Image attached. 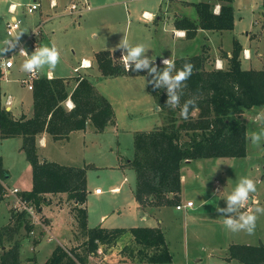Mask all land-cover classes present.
I'll use <instances>...</instances> for the list:
<instances>
[{
    "label": "rangeland",
    "instance_id": "374dc122",
    "mask_svg": "<svg viewBox=\"0 0 264 264\" xmlns=\"http://www.w3.org/2000/svg\"><path fill=\"white\" fill-rule=\"evenodd\" d=\"M30 1L0 0V48L6 46L2 40L6 38L4 22L6 19H10V14L7 13L8 5L16 3V12L14 11L13 14L21 21L19 38L24 42L28 54L35 50L27 38L30 29L35 26H32V17L38 15V10L32 13L24 11L26 4ZM184 1L186 2L179 3L172 0L168 10L197 23L196 4L199 0ZM65 5L70 6L71 3L65 0L60 9L63 10ZM232 5L234 9L232 29L199 33L197 31L194 39L191 41L188 39V43L184 47L180 46L181 48L177 47L176 49L170 47V54L172 52L184 55L199 54L204 57L205 68L212 69L215 67V64L212 63L213 55L216 54L220 44L222 56L225 59L224 68H227L230 57L226 52L232 50L234 40H237L240 45L246 43V31H249L253 38L251 45L255 46V51L262 52L264 42L260 11H264V0H233ZM214 9H217V6ZM67 29V34L64 32L63 36L59 34L50 40L45 35H43V39H40L38 32L37 48L55 44L60 51V60L55 69L49 70L47 66H44L38 70L40 77L49 78V73L52 72L55 77L66 76L64 78L75 82V77L81 73V71L74 72L71 63L68 62L75 58L72 55L71 47L77 52L74 43H78L82 37L77 35L78 32L70 33L69 27ZM11 38L14 39L16 36ZM89 39L91 42L94 41L92 38ZM207 42H209L211 57L207 54L208 49L206 51L203 46ZM9 53L0 54V56ZM116 55L119 57V54L116 53ZM13 59V66L8 69L9 72L0 82L1 90L4 92L3 97H7L8 94L13 96L11 108L14 112L16 110L31 112L32 92L20 81L25 76L22 64L26 57L16 54ZM159 65L164 64L159 61L157 66ZM242 67L247 68L249 64L243 61ZM0 68L3 71L1 66ZM48 71L50 72L48 73ZM98 81H96V89L112 105L113 122L102 131H95L90 125L85 130L72 131L73 133L67 138L51 140L38 151L40 158L48 156L52 161L60 164L85 167L86 211L89 228L101 224L122 227H153L159 225L157 219L161 218L163 224L160 226L164 231L172 258L168 263L152 264H241L237 260H226L227 247L231 243L264 245V213L257 214L255 229L250 234L246 230L238 232L227 230L223 225V214L217 211L218 207H226V197L243 176H250L256 182L257 191L250 194L251 203H246L239 211L264 207V139L256 144L250 139L253 133L264 131V107L246 110L240 116L247 131V153L245 156L197 158L189 163H181L180 172L183 175L181 193L184 197L181 203L190 198L194 203L193 207L178 210L174 205H167L150 213V211H144L141 208L137 209L135 206L133 195L136 182L135 171L126 162L134 156V135L138 131H148L154 126L165 124L167 122L165 118L169 115L168 111L161 110L156 104H153L155 97L147 88V78L139 74L100 77ZM196 114L197 110H193L192 115L196 116ZM175 118L176 124L184 119L178 112L175 113ZM21 146L22 138L20 136L0 138V156L10 173L7 178L9 184L7 181L2 182L6 194L0 201V227L9 221L8 217L11 215V211H20L17 207L19 206L18 200L12 196L9 188L14 185L24 190L31 188V166ZM113 187H117V190H112ZM95 188H99L101 192L96 194ZM24 190H18L16 194L19 196L20 192ZM58 198L59 196L55 194L54 197L49 198L53 212L56 209L54 205L67 206V209L50 214L53 219L52 227L50 218L33 207L34 217L29 213L24 217L25 222L32 225L31 232L27 233L23 222L17 232L13 234L12 240L4 241L3 248L9 247L14 240L20 243L24 242L23 245L20 244L21 264H31L30 259H34L35 255L38 263L45 261L57 243L69 245L68 242L72 239L71 244L81 242L80 237L76 239L73 237V233L77 235V230H79L76 211L72 208L73 201L69 200L65 194L60 196V200ZM45 204L42 206H46ZM48 209L49 207L45 208L47 213ZM104 214L106 215L103 216ZM128 237L129 235L125 234L118 245L110 250L101 247V251L89 257L88 264H148L128 258L127 253L117 254L120 258L115 259L116 255L113 251L122 244L129 243L130 241H126ZM38 241L39 243H37ZM1 250L2 248H0V253Z\"/></svg>",
    "mask_w": 264,
    "mask_h": 264
},
{
    "label": "trees",
    "instance_id": "16d2710c",
    "mask_svg": "<svg viewBox=\"0 0 264 264\" xmlns=\"http://www.w3.org/2000/svg\"><path fill=\"white\" fill-rule=\"evenodd\" d=\"M233 0H200L196 4L198 22L186 17L174 19L176 28L183 29L186 38H193L197 29L230 30L234 26ZM219 4V11L214 10ZM264 42V11L262 13ZM242 47L237 40L227 68L206 69L204 57L199 54L174 60L176 68L185 63L193 65L192 75L181 89L180 104H166V88H154L151 75L145 71L124 70L115 52L100 50L94 54L101 75L113 77L122 74L145 75L147 88L155 97L156 105L168 111L167 122L148 131L134 135V156L126 164L135 171L134 197L143 207H161L179 204L181 191V163L197 158L243 157L247 153L246 125L241 121L242 112L264 107V53L261 69H244L241 66ZM165 65H159L162 68ZM0 68V82L3 78ZM32 113L14 117L3 104L0 88V138L20 136L22 150L31 166V188L21 191L19 198L30 202L38 211L47 203L46 195L66 193L73 201V210L78 222L77 237L81 242L70 247L57 244L50 256L40 264H88L89 257L115 246L117 241L129 234L130 242L120 254L139 262L168 263L171 253L160 226H132L89 228L86 211L85 167L60 164L38 155L37 136L49 134L53 140L65 139L70 132L85 130L88 125L102 131L114 120L111 103L87 77H75V86L63 77H39L32 86ZM70 99L71 107L66 100ZM188 100L195 104L189 108V116L176 124L175 113ZM197 110L196 116L192 111ZM9 172L3 167L0 156V201L6 194L3 181ZM25 211H11L10 220L0 227V264H21L20 242L3 248L4 241L12 240L21 223L27 233L32 229L25 222ZM17 227H16V226ZM226 260H237L241 264H264V245L231 243L227 247ZM35 264V263H34Z\"/></svg>",
    "mask_w": 264,
    "mask_h": 264
},
{
    "label": "crops",
    "instance_id": "0c3cea01",
    "mask_svg": "<svg viewBox=\"0 0 264 264\" xmlns=\"http://www.w3.org/2000/svg\"><path fill=\"white\" fill-rule=\"evenodd\" d=\"M64 1L65 0H31L28 4L37 2L39 3V6L36 9L38 10V15L37 16L33 15L32 17V24H33L32 26L34 25L35 26L32 29H30L29 34L34 29L37 28L39 32L38 37L40 39H43L44 38L43 35H45L46 37H48V40H50L53 37L58 36L59 34L61 35L65 34L64 32H66L67 34L68 27L70 29V33L75 34L76 32H78L77 35H80V38L81 37L82 38L78 41V43H74L75 44L74 46L76 47L77 52H75L73 47H71L72 55L75 58H72V60H70V62L68 63H71L70 65L74 71V67H76L82 59L89 62L90 67L81 69L80 70L81 73L79 75L81 77H87L88 79H90L95 87H97L96 81H98L100 77L103 78L104 76L101 75L100 71L97 68L94 54L100 50H108V51L119 54V56H122V54L125 53L126 50L122 49L120 45L125 39H127L129 43L132 45H135L137 43H143L146 46V49H148V52L146 53V55L151 56V58L154 60V63L156 65L159 61L161 62V60L163 59L169 58L170 60L174 61L178 58L196 55V54H192V55L185 54L184 55V54H178L176 52L175 53L172 52L170 54L169 52L170 47L175 48V49L177 47L179 48L184 47L188 43V39H189V38H186L185 32L183 29L176 28L174 25V19L180 16L168 10V7L171 5L172 0H67L71 4L72 3L76 4L77 6L76 9L71 10L70 6L65 5L63 10H61L60 9L61 4L64 3ZM175 1L179 3L186 2L184 0H175ZM12 4L16 5V3H10L7 8V13L10 14V17L15 16V14L9 12V7ZM216 6H217V9H215L214 11L217 13L219 11V4H216L215 7ZM66 9L68 10L66 11ZM15 12H16V9H15ZM260 12H261L260 16L262 19L263 11H260ZM8 20L9 19H6L4 22V31H5V23ZM70 27H73V28H70ZM261 27H262V23H261ZM19 30L20 28L15 33V36L19 34ZM197 31L199 33V32H211L213 30H205V29L198 28ZM245 33L247 35V40H246V43H241V47H242V50H241L242 54L240 57L241 66H242V62L245 61V63L247 62L249 64V67L244 68V69H249V68L261 69L263 67L264 43H263L262 52L259 50L255 51V48H254L255 46L252 47L251 45L252 44L251 40L253 38H251L249 31H246ZM5 37L6 38L2 40L3 43L6 40H8L7 35ZM89 38H92L94 41L91 42ZM193 39L194 37L190 38L189 41ZM21 42L23 41H21L19 38V43ZM208 43L209 42L203 45L206 51L208 49L207 54L210 53V48H209ZM231 51L232 50H229L226 52L228 57L231 56ZM222 54L223 53H222V50L220 49V44H219L216 54L213 55L214 60L212 61V63L215 64V61L219 60L220 63L222 64V68H224L225 59H224V56H222ZM3 56L4 55L0 56V59ZM214 68H217V67L215 66ZM145 71L147 70L145 69ZM8 72H9L8 69H5V70L3 69V73H4L3 77ZM49 72L50 71H48V73ZM50 73H49V78L54 77L53 76L54 74L52 72ZM141 76L146 78L145 75H141ZM60 77L64 78L66 76H60ZM68 83H69V90H71L75 86V82H71V80L68 79ZM1 92L4 95V92L2 90ZM12 97L13 96H11L10 94H8L7 97H3L4 105H5L6 100L11 101V104L9 106H6V105L5 106H6V109L11 111L12 116L18 117L20 115H26V116L31 115L32 111L31 112H20L16 110L14 112L11 108V105L13 104ZM153 104H156L155 101L153 102ZM66 105L68 107L72 106V102L70 99L66 100ZM73 132H70V134H72ZM51 140H53L52 137L47 133H41L40 135H38L37 136L38 151H40L39 148L45 147L48 144V142H51ZM45 158L51 160V158H49L48 156ZM189 162H191V160L188 161L187 163ZM3 167L9 172L8 168L5 167L4 164H3ZM9 176H10V173H9ZM8 180L9 179L5 180L7 181V184H9ZM182 181H183V175L181 174V184H182ZM14 188H17L18 190H24L14 185L11 188H9V191ZM134 188H133V195H134ZM111 189L117 190V187H113ZM100 192L101 191L96 192V194ZM64 194L65 196H67L66 193H57L55 195L59 196L58 199L60 200V196H63ZM12 196L13 197L15 196V198L18 200V197H17L18 195L16 193L13 194ZM46 197L48 201L45 204L46 206L44 205H43L44 207L42 206L40 213H43L47 217L50 218L51 220L50 224L52 227L53 219L50 216V214L51 213L54 214L56 212L58 213L62 209L66 210L67 206L58 207L54 205L56 209H55V212H53V209H51L52 206L51 204H49V198L54 197V195L48 194L46 195ZM179 198H180L179 200L180 204H184L186 201L190 200V198H187L185 202L181 203V201L184 199L181 191L179 193ZM16 206H17V203H16ZM135 206L137 209L141 208L144 211H150V213L156 209L159 210L160 208V207L143 208L138 204L136 200H135ZM193 206H194V203L191 207ZM46 207H49L48 213L45 210ZM191 207H186V208H191ZM105 215L106 214H104L103 216ZM8 219L10 220V216L8 217ZM157 222L159 224L158 226L163 224V220L161 218H158ZM97 226H103V227H108V228L109 227H122V226H114V225L107 226L104 224L97 225ZM129 227H132V226H128L125 228H129ZM73 237L76 239L77 238L76 234L74 235L73 233ZM122 237L117 241L116 245L111 247L110 249L116 247L118 243L120 242V240L122 239ZM130 239H131V236L129 235V237L126 238V241H130ZM26 242H27V245H29L27 240ZM71 242H73V239L68 242L69 245H65L61 243H57V244H60L63 247H70V246L76 245L73 243L71 244ZM23 243H20V244L23 245ZM37 243H39V241ZM125 244H122V246H120L115 251H113L114 254L116 255L115 259L120 258V256L118 257V255H120V251ZM37 247H38V244H37ZM20 255H21V252H20ZM30 260H31L30 261L31 264H34V263L40 264L36 260V255L34 259H30Z\"/></svg>",
    "mask_w": 264,
    "mask_h": 264
},
{
    "label": "clouds",
    "instance_id": "9594fccd",
    "mask_svg": "<svg viewBox=\"0 0 264 264\" xmlns=\"http://www.w3.org/2000/svg\"><path fill=\"white\" fill-rule=\"evenodd\" d=\"M147 15V13H146ZM20 34L16 38L6 40L5 47L0 48V54H4L17 48L19 45ZM120 47L126 50L122 54L126 65L133 71L147 70V74L152 79L148 81L152 83L154 88H166L167 101L166 104L176 107L180 104L181 89L185 85V81L192 75L193 65L185 63L182 68L177 69L175 62L169 58L163 60L164 67L160 68L151 56L146 55L148 49L143 43L132 45L127 39L123 40ZM27 52V51H26ZM60 60V51L55 44L52 46H42L35 49L23 61L22 69L25 72L34 73L47 66L49 70H54ZM194 100L186 101L181 107V115L187 119L189 116V108L194 105ZM251 141L256 144L264 139V131L253 133L250 137ZM257 191L256 182L250 176H243L239 179L234 189L226 197V207L217 208V211L224 216L223 225L227 230L238 232L246 230L252 233L256 226L258 213H264V207H256L254 210L239 211L246 203H251L250 194Z\"/></svg>",
    "mask_w": 264,
    "mask_h": 264
},
{
    "label": "built area",
    "instance_id": "2783aa9c",
    "mask_svg": "<svg viewBox=\"0 0 264 264\" xmlns=\"http://www.w3.org/2000/svg\"><path fill=\"white\" fill-rule=\"evenodd\" d=\"M39 6V3L34 2L31 4H27L25 6V11L26 13H32L34 10H36ZM76 4L72 3L70 5V9H76ZM16 9V5L12 4L9 7V12L10 13H14ZM21 25V21L19 19L16 18V16H11L10 19L5 23V33L8 37V40L12 39L11 37H13L15 35V33L17 32V30L20 28ZM37 34H38V29H34L29 35H28V40L31 41L32 46L34 47V49H37L38 45H37ZM19 54L21 56H24L27 58V56L29 55L28 52H26V49L24 47V43L21 42L19 43L18 47L13 49L12 51H10L9 54L4 55L1 60H0V66L2 67V69H9L13 66L14 64V59L13 56ZM119 60L124 68V70H130L131 68H129L126 65V62L124 60V58L122 56L119 57ZM164 60V59H163ZM163 60H161V63L163 62ZM215 66L217 68H222V64L220 63L219 60L215 61ZM90 64L89 62L85 61V60H81L78 64V66L74 67V72L78 73L81 69L84 68H89ZM79 75V74H78ZM40 76L38 75V71L34 72V73H29V72H25V76L23 78H21V83L24 84L28 89L32 90V86H33V81L37 78H39ZM79 77H81L79 75ZM11 104L10 100H6L5 105L9 106ZM100 189L97 188L95 189V192H99ZM10 192L12 194H15L18 192L17 188L11 189ZM18 197V205L17 206L19 208L20 211H25L26 213L31 214L34 217V211H33V205L30 202H26V201H22L19 196ZM193 205V202L191 200L186 201L184 204H178L175 206L176 209H182L183 207H191ZM100 251V250H99Z\"/></svg>",
    "mask_w": 264,
    "mask_h": 264
}]
</instances>
